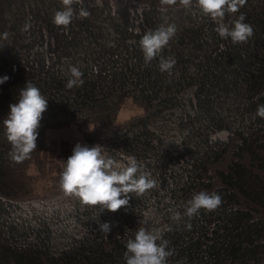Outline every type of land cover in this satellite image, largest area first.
<instances>
[{
    "label": "trees",
    "instance_id": "obj_1",
    "mask_svg": "<svg viewBox=\"0 0 264 264\" xmlns=\"http://www.w3.org/2000/svg\"><path fill=\"white\" fill-rule=\"evenodd\" d=\"M73 7L90 16L65 29L53 23L61 0H0V77H9L0 85V264H126V241L140 226L163 230L168 264H264V118L256 116L264 104V0L225 17L243 13L252 25L242 44L222 39L195 6L161 12L160 0H83ZM170 24L175 36L146 64L142 35ZM161 58L175 60L170 72L160 70ZM70 66L83 73L71 89ZM27 81L48 108L37 148L16 162L3 121ZM127 99L143 113L121 123ZM70 125L89 146L134 156L155 187L102 212L63 192L61 165L37 193L30 169L45 175L47 131ZM200 191L217 192L222 204L189 217L187 201Z\"/></svg>",
    "mask_w": 264,
    "mask_h": 264
},
{
    "label": "clouds",
    "instance_id": "obj_2",
    "mask_svg": "<svg viewBox=\"0 0 264 264\" xmlns=\"http://www.w3.org/2000/svg\"><path fill=\"white\" fill-rule=\"evenodd\" d=\"M62 10L54 13L53 23L67 29L73 18H87L90 13L80 8L77 15L74 4H82L83 0H61ZM179 5L185 8L197 7L201 13L214 22V31L222 39L231 38L233 44L247 43L254 35L251 24L246 23L243 13L225 22L226 16H235L246 5L247 0H160V11L167 12L170 7ZM28 25H25L27 28ZM175 25L160 26L155 30H147L139 41L145 63H151L169 45L176 34ZM6 35V34H5ZM135 43V41H130ZM175 64L174 59L161 58L160 70L170 72ZM70 78L66 87L71 89L83 84V73L76 67L68 69ZM9 77H0V85ZM48 99L32 82L27 81L20 90L19 99L10 105V112L3 121L9 143L12 145V158L21 162L30 157L37 148L43 114L47 111ZM256 116L264 118V104L257 107ZM89 126V131H93ZM216 135L210 137L212 141ZM156 181L143 170L142 165L134 156L121 155L117 159L105 151V147L96 144L77 143L72 155L67 158L60 175V186L66 195L74 196L86 206H100L102 212L106 209L116 212L129 205L131 194L142 196L147 190L154 188ZM222 204V197L217 192L200 191L195 193L186 204V215L193 217L201 209L214 211ZM175 219L180 218L176 212ZM104 233L110 231V224L101 223ZM124 260L126 264H168V257L173 252L168 249V241L164 239L160 228L140 226L134 238L126 241Z\"/></svg>",
    "mask_w": 264,
    "mask_h": 264
},
{
    "label": "rangeland",
    "instance_id": "obj_3",
    "mask_svg": "<svg viewBox=\"0 0 264 264\" xmlns=\"http://www.w3.org/2000/svg\"><path fill=\"white\" fill-rule=\"evenodd\" d=\"M142 113L143 109L140 106L136 105L131 99H127L121 106L118 121L121 123L126 122ZM77 143L86 144L74 125L47 131V144L44 150L45 175L37 174L38 171L34 166L30 169V173L38 178L35 182L37 193H44L50 188L54 178L53 170L65 165V161L72 155V150Z\"/></svg>",
    "mask_w": 264,
    "mask_h": 264
},
{
    "label": "bare ground",
    "instance_id": "obj_4",
    "mask_svg": "<svg viewBox=\"0 0 264 264\" xmlns=\"http://www.w3.org/2000/svg\"><path fill=\"white\" fill-rule=\"evenodd\" d=\"M49 187V186H48Z\"/></svg>",
    "mask_w": 264,
    "mask_h": 264
}]
</instances>
